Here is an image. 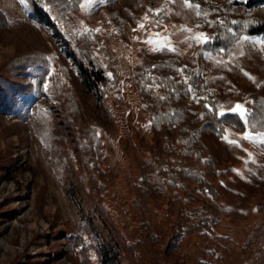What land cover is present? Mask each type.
<instances>
[{
	"label": "rangeland",
	"instance_id": "1",
	"mask_svg": "<svg viewBox=\"0 0 264 264\" xmlns=\"http://www.w3.org/2000/svg\"><path fill=\"white\" fill-rule=\"evenodd\" d=\"M192 2L206 18L182 0H106L91 12L82 0L83 9L51 24L35 13L33 0H0V264H156L152 252L127 246L144 231L142 219L165 246L172 228L196 221L195 207L205 203L219 206L220 220L184 236L181 255L192 264H264V146L243 139L244 131L229 126L223 135L239 146L211 137L212 160L181 162L216 193L193 181L183 189L166 185L159 195L142 194L137 185L158 176L166 148L171 161L182 159L176 133L163 147L150 123L146 74L177 60L199 69L201 91L207 84L219 92L217 111L240 103L253 114L264 105V46L254 43L264 34L243 36L228 53L190 38L212 37L220 23L206 21L264 19V5ZM149 9L164 11L157 16ZM157 32L175 51L144 43ZM85 50L99 63L103 93L81 70L75 52ZM21 55L28 56L25 65L10 63Z\"/></svg>",
	"mask_w": 264,
	"mask_h": 264
},
{
	"label": "trees",
	"instance_id": "2",
	"mask_svg": "<svg viewBox=\"0 0 264 264\" xmlns=\"http://www.w3.org/2000/svg\"><path fill=\"white\" fill-rule=\"evenodd\" d=\"M81 2L82 0H33V7L38 16L53 24L64 21L66 12L79 9ZM46 3L51 4L53 9L44 8ZM246 5L249 7L264 5V0H247ZM259 34H264V19L254 22L246 21V17L242 16H228L222 24L215 27L211 37L212 42L207 43L205 49L217 51L224 49L228 53L235 48L243 36ZM86 38L88 46H92L94 43L91 37L86 35ZM75 53L80 56L81 70L101 93V85L105 78L99 68V63L88 50ZM27 59L28 56L21 55L10 63L19 67L25 65L29 60ZM180 68L185 69L183 74L177 71ZM184 77L189 78L187 83L184 82ZM200 79V72L196 66H184L177 60L163 64L154 72L144 76L148 91L152 93L145 108L150 123L160 134L163 147L170 145L171 135L173 132L176 133L178 153L182 159L173 162L170 157L171 150L168 148L163 150L164 155L159 163L158 176L153 179L152 176L146 175L137 184L142 194L159 195L166 185L172 189H183V187L186 188L188 181L198 183L197 187L202 191L216 193V189L204 176L197 174L192 168L186 167L181 162L189 158L214 159L216 148L210 140L211 137L223 136L229 126L245 131L247 125L235 115L218 117L217 103L220 94L207 84L203 85V91H201ZM188 84H191L194 89L192 93L188 91ZM193 96L199 99H193ZM161 97H166V99H161ZM205 105L212 106L216 111H210ZM249 119L252 129L254 126L256 130H264L262 127L264 105L260 107V110L253 112ZM140 205L141 202L137 204V207L140 208ZM194 211L199 214L196 221H191L188 224L177 223L172 228V236L165 246H161V236L151 231V224L142 219L144 231L136 241L127 242L128 248L132 252H152V260L156 264H160L161 259L165 264H192L180 253L183 237L192 235L201 229L211 230L220 220V210L217 204L205 203L195 207ZM160 248L163 250L161 257L159 255ZM195 264L212 263L202 260Z\"/></svg>",
	"mask_w": 264,
	"mask_h": 264
},
{
	"label": "snow or ice",
	"instance_id": "3",
	"mask_svg": "<svg viewBox=\"0 0 264 264\" xmlns=\"http://www.w3.org/2000/svg\"><path fill=\"white\" fill-rule=\"evenodd\" d=\"M105 2H106V0H86V3L89 6L88 11L89 12L93 11L98 4H103ZM167 2L172 3V2H174V0H167ZM182 6L194 11V13L197 17L203 16L206 18L208 15V13L203 12L201 10V6L199 3H194V2H192V0H182ZM80 8L81 9L84 8V3L80 4ZM161 11H164V9H149L148 10V12H152L154 15H157V16H159ZM142 19H143V21H148L149 20L148 14L146 13ZM206 22L208 23L209 26H212L214 23H220V24L223 23V21H206ZM81 24H83V21H81ZM154 26H157V27L160 26L159 20L156 21ZM138 27L143 29L145 27V25L143 22H140V23H138ZM196 27H199V25H197ZM181 29L183 31H186V32H192V29H189L185 26H181ZM99 30L100 29H95V31H99ZM84 31H91V30L85 28ZM134 31H135V29H134ZM152 36L160 37V33H158V32L153 33L152 35H150L148 37L147 40L144 41V43H147L149 45H159L158 47L153 46L151 48L152 51H163V50L175 51V49L173 47H171L170 42L168 41L167 37H160V39L153 40ZM190 38L193 39L197 44H201V45L209 43L212 39L207 33H203V32L194 33ZM254 43H259V44H261V46H264V41L254 42ZM191 46L192 45L190 44L189 47H191ZM221 51H224V50L222 49ZM177 71L180 72L181 74H183L185 69L180 68V69H177ZM244 75L248 76L249 79H253V81H254V78L251 77L250 74H248L247 72H245ZM188 79H189L188 77H184V82L187 83ZM173 91H175V90H173ZM188 91H189V93H192L194 91L191 84H188ZM161 99H166V97H161ZM193 99L198 100L199 98H197L196 96H193ZM205 107L208 108L210 111H214V112L216 111L210 105H205ZM217 115H218V117H224L227 115H235V116L239 117V119L245 125H249L250 124L249 118L252 116V113L249 109L244 107L242 104L237 103L234 106H231L227 110H223V108L221 107V110L218 111ZM262 127H264V124H262ZM222 138L225 139L228 143L239 146L238 142L236 140H229L227 136H223ZM242 138L249 140L254 144H260V145L264 146V131H257L254 126H253L252 131L245 129ZM249 155H251V154H249Z\"/></svg>",
	"mask_w": 264,
	"mask_h": 264
}]
</instances>
